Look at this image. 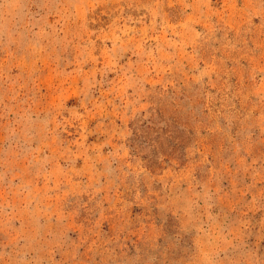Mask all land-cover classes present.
Segmentation results:
<instances>
[{"label": "rangeland", "instance_id": "rangeland-1", "mask_svg": "<svg viewBox=\"0 0 264 264\" xmlns=\"http://www.w3.org/2000/svg\"><path fill=\"white\" fill-rule=\"evenodd\" d=\"M0 264H264V0H0Z\"/></svg>", "mask_w": 264, "mask_h": 264}]
</instances>
